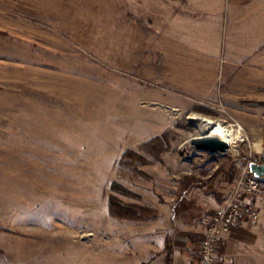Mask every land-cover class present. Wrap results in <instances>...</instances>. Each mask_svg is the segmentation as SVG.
<instances>
[{
  "label": "rangeland",
  "instance_id": "1",
  "mask_svg": "<svg viewBox=\"0 0 264 264\" xmlns=\"http://www.w3.org/2000/svg\"><path fill=\"white\" fill-rule=\"evenodd\" d=\"M150 28L145 0H0V264H145L111 196L194 240L264 155V95L167 88ZM211 132L227 153L192 145Z\"/></svg>",
  "mask_w": 264,
  "mask_h": 264
},
{
  "label": "crops",
  "instance_id": "2",
  "mask_svg": "<svg viewBox=\"0 0 264 264\" xmlns=\"http://www.w3.org/2000/svg\"><path fill=\"white\" fill-rule=\"evenodd\" d=\"M145 24L157 42L158 76L167 88L213 96L238 94L237 86L246 85L245 92L252 87L264 95V54H257L264 48V0H145ZM222 68L226 79L221 82ZM252 77L259 82L251 84ZM256 151L261 155L264 146ZM228 193L218 195L215 209ZM253 203L260 219L239 222L220 238L221 264H264V200ZM159 219L145 221V264H168L167 238L173 241L172 264H198V237L155 233L151 223Z\"/></svg>",
  "mask_w": 264,
  "mask_h": 264
},
{
  "label": "built area",
  "instance_id": "3",
  "mask_svg": "<svg viewBox=\"0 0 264 264\" xmlns=\"http://www.w3.org/2000/svg\"><path fill=\"white\" fill-rule=\"evenodd\" d=\"M251 161L243 164L225 204L213 212L208 225L196 239L194 254L198 264H221L220 238L239 222L260 219V209L253 199L260 197L264 200V177H256L251 172Z\"/></svg>",
  "mask_w": 264,
  "mask_h": 264
},
{
  "label": "trees",
  "instance_id": "4",
  "mask_svg": "<svg viewBox=\"0 0 264 264\" xmlns=\"http://www.w3.org/2000/svg\"><path fill=\"white\" fill-rule=\"evenodd\" d=\"M128 152L125 153L127 157ZM258 163H264V155L256 156L252 159ZM110 214L117 218L130 219V220H154L158 218V211L148 206H144L136 203L122 204L114 196L110 197ZM171 238H167V254H168V264H172L173 260V243Z\"/></svg>",
  "mask_w": 264,
  "mask_h": 264
},
{
  "label": "water",
  "instance_id": "5",
  "mask_svg": "<svg viewBox=\"0 0 264 264\" xmlns=\"http://www.w3.org/2000/svg\"><path fill=\"white\" fill-rule=\"evenodd\" d=\"M191 143L197 150L206 151L210 155L227 153L231 148L230 142L221 138L216 132H211L204 136L193 137ZM250 170L256 177H264V163L261 164L256 161H251Z\"/></svg>",
  "mask_w": 264,
  "mask_h": 264
},
{
  "label": "bare ground",
  "instance_id": "6",
  "mask_svg": "<svg viewBox=\"0 0 264 264\" xmlns=\"http://www.w3.org/2000/svg\"><path fill=\"white\" fill-rule=\"evenodd\" d=\"M220 127H221V126L218 125V126H217V129H219ZM217 134H218V133H217ZM220 137H221V136H220ZM236 137H237V136H236ZM221 138H222V137H221ZM223 139H224V138H223ZM226 139H227V141L230 142V144L233 143L232 140H231V135H230V133H227V137H226ZM226 139H225V140H226Z\"/></svg>",
  "mask_w": 264,
  "mask_h": 264
}]
</instances>
